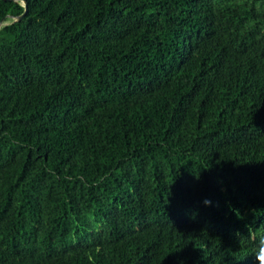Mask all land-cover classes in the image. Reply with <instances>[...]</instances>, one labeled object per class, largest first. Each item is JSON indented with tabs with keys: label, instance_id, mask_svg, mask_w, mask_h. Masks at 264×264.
<instances>
[{
	"label": "trees",
	"instance_id": "1",
	"mask_svg": "<svg viewBox=\"0 0 264 264\" xmlns=\"http://www.w3.org/2000/svg\"><path fill=\"white\" fill-rule=\"evenodd\" d=\"M23 1L0 0V264H256L264 0Z\"/></svg>",
	"mask_w": 264,
	"mask_h": 264
},
{
	"label": "clouds",
	"instance_id": "2",
	"mask_svg": "<svg viewBox=\"0 0 264 264\" xmlns=\"http://www.w3.org/2000/svg\"><path fill=\"white\" fill-rule=\"evenodd\" d=\"M210 203L211 201H205L206 205H209ZM255 259L256 264H264V239H261L257 244Z\"/></svg>",
	"mask_w": 264,
	"mask_h": 264
},
{
	"label": "water",
	"instance_id": "3",
	"mask_svg": "<svg viewBox=\"0 0 264 264\" xmlns=\"http://www.w3.org/2000/svg\"><path fill=\"white\" fill-rule=\"evenodd\" d=\"M9 1H12V0H9ZM23 3H24V12H23L22 15H20V16L16 19V21H20V20H21L22 18H24V16L27 14V3H26L25 0L23 1ZM0 27H1V24H0Z\"/></svg>",
	"mask_w": 264,
	"mask_h": 264
}]
</instances>
